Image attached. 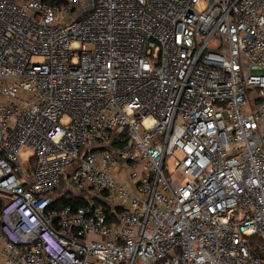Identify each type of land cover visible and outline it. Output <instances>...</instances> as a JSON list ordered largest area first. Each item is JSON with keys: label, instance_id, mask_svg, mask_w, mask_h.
Here are the masks:
<instances>
[{"label": "built area", "instance_id": "2783aa9c", "mask_svg": "<svg viewBox=\"0 0 264 264\" xmlns=\"http://www.w3.org/2000/svg\"><path fill=\"white\" fill-rule=\"evenodd\" d=\"M0 264H264V0H0Z\"/></svg>", "mask_w": 264, "mask_h": 264}, {"label": "trees", "instance_id": "16d2710c", "mask_svg": "<svg viewBox=\"0 0 264 264\" xmlns=\"http://www.w3.org/2000/svg\"><path fill=\"white\" fill-rule=\"evenodd\" d=\"M63 187V183L61 184L60 188L56 191L57 194L55 195L56 199L53 203L52 208L54 209H61L66 206H70L72 209L78 207V206H85L88 204L87 200L83 198V196L80 193H65L61 194V188Z\"/></svg>", "mask_w": 264, "mask_h": 264}, {"label": "rangeland", "instance_id": "374dc122", "mask_svg": "<svg viewBox=\"0 0 264 264\" xmlns=\"http://www.w3.org/2000/svg\"><path fill=\"white\" fill-rule=\"evenodd\" d=\"M71 182V181H70Z\"/></svg>", "mask_w": 264, "mask_h": 264}]
</instances>
